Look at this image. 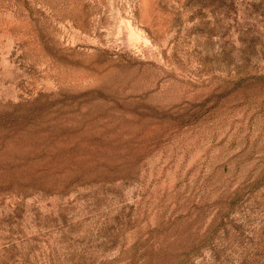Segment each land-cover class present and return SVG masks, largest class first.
Here are the masks:
<instances>
[{
	"label": "rangeland",
	"instance_id": "1",
	"mask_svg": "<svg viewBox=\"0 0 264 264\" xmlns=\"http://www.w3.org/2000/svg\"><path fill=\"white\" fill-rule=\"evenodd\" d=\"M0 264H264V0H0Z\"/></svg>",
	"mask_w": 264,
	"mask_h": 264
}]
</instances>
